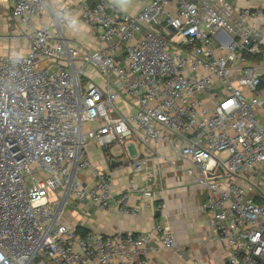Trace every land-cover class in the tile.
Returning <instances> with one entry per match:
<instances>
[{
    "label": "built area",
    "instance_id": "1",
    "mask_svg": "<svg viewBox=\"0 0 264 264\" xmlns=\"http://www.w3.org/2000/svg\"><path fill=\"white\" fill-rule=\"evenodd\" d=\"M0 5L29 42L25 55L0 57V264H148L157 248L182 257L167 224L112 236L64 224L68 207L136 215L128 196L157 195L132 179L113 195L111 174L88 160L91 141L102 156L120 150L132 174L146 165L139 146L162 144L188 160L225 264H264V120L256 116L264 111V7L148 0L129 15L81 0L52 9L44 23L47 0ZM78 24L92 30V52L63 35ZM86 169L92 186L79 178Z\"/></svg>",
    "mask_w": 264,
    "mask_h": 264
},
{
    "label": "crops",
    "instance_id": "2",
    "mask_svg": "<svg viewBox=\"0 0 264 264\" xmlns=\"http://www.w3.org/2000/svg\"><path fill=\"white\" fill-rule=\"evenodd\" d=\"M81 0H47L48 11L42 21H50V11L64 3H77ZM118 10L134 15L138 13L148 0H106ZM240 9H257L264 7V0H227ZM0 57L13 55L23 56L27 53L29 42L23 38V26L17 21L9 19L10 10L0 5ZM8 17V18H7ZM8 20L14 26L9 29ZM63 35L74 45L92 52L98 47L92 30L82 24L64 27ZM264 41V40H263ZM260 97L264 98V91ZM259 120H264V111L256 112ZM99 149L94 142L86 145V154L92 167L96 171L111 174L110 189L113 195L125 193L129 188V180H134V187L150 185L157 194L154 198L144 200L138 194L128 196V206L136 210V215L119 213L115 208L98 210L88 207L89 216H84L76 208L71 207L68 218L64 222L70 227H81L87 233L112 236L115 234H140L151 230L156 224H167L182 257L171 251L157 248L150 252L148 264H225L226 253L217 241L215 232L208 222V215L199 208L203 202V189L192 176L198 173L188 160L176 159L171 150L162 144H151L148 147H138L140 156L146 159L142 172L132 174L121 168V151L110 149L101 150L97 160L94 150ZM135 151V150H134ZM186 170H189L188 174ZM153 174V180L147 183V174ZM81 182L92 186L93 172L86 169L80 172ZM164 204V208L161 206Z\"/></svg>",
    "mask_w": 264,
    "mask_h": 264
},
{
    "label": "rangeland",
    "instance_id": "3",
    "mask_svg": "<svg viewBox=\"0 0 264 264\" xmlns=\"http://www.w3.org/2000/svg\"><path fill=\"white\" fill-rule=\"evenodd\" d=\"M1 13H2V11H0V15H1ZM9 22L10 21L8 20L7 26L9 27V29H11L14 26V24H10ZM85 73L89 77L90 80L94 81L96 84H98L102 88H104V86L102 84L103 77L95 68H93L91 66L86 67L85 68ZM93 150H94V153H93L94 156L93 157H94L95 160H97V157L99 156L100 150L99 149H95V148H93ZM128 150H129V153H130L131 157H134L135 156V151H134L133 147L132 146L128 147ZM110 153L115 154V150L110 149ZM65 209L66 210L63 212L62 217H64V219L66 220V218H68V211L67 210H71L72 208L68 207V208H65ZM66 223H67V221H66ZM66 223L64 222V224L67 227H70V226H68L69 224L67 223L68 224L67 225Z\"/></svg>",
    "mask_w": 264,
    "mask_h": 264
},
{
    "label": "trees",
    "instance_id": "4",
    "mask_svg": "<svg viewBox=\"0 0 264 264\" xmlns=\"http://www.w3.org/2000/svg\"><path fill=\"white\" fill-rule=\"evenodd\" d=\"M105 152V151H104ZM76 232L80 235H83L85 233H87L83 228L81 227H76Z\"/></svg>",
    "mask_w": 264,
    "mask_h": 264
},
{
    "label": "water",
    "instance_id": "5",
    "mask_svg": "<svg viewBox=\"0 0 264 264\" xmlns=\"http://www.w3.org/2000/svg\"><path fill=\"white\" fill-rule=\"evenodd\" d=\"M119 165H121L120 163H118Z\"/></svg>",
    "mask_w": 264,
    "mask_h": 264
}]
</instances>
